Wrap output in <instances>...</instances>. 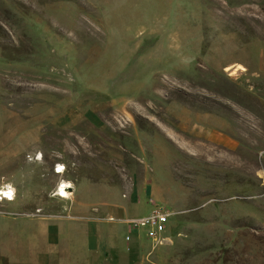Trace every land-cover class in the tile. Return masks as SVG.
Returning a JSON list of instances; mask_svg holds the SVG:
<instances>
[{
  "label": "rangeland",
  "instance_id": "1",
  "mask_svg": "<svg viewBox=\"0 0 264 264\" xmlns=\"http://www.w3.org/2000/svg\"><path fill=\"white\" fill-rule=\"evenodd\" d=\"M8 186L0 264H264V0H0Z\"/></svg>",
  "mask_w": 264,
  "mask_h": 264
},
{
  "label": "built area",
  "instance_id": "2",
  "mask_svg": "<svg viewBox=\"0 0 264 264\" xmlns=\"http://www.w3.org/2000/svg\"><path fill=\"white\" fill-rule=\"evenodd\" d=\"M56 166L54 170L57 169ZM55 173H58V172H55ZM12 195H13V192H12ZM2 198L6 199L3 196V194L0 195V199ZM170 215L171 213L164 210L162 207L154 206L145 216L138 217V218L121 219V220L129 226L131 225L132 229L143 228L145 236L148 239L154 240V241H160V239L162 238L161 235L165 231L166 223ZM126 239H128L127 236H126Z\"/></svg>",
  "mask_w": 264,
  "mask_h": 264
},
{
  "label": "bare ground",
  "instance_id": "3",
  "mask_svg": "<svg viewBox=\"0 0 264 264\" xmlns=\"http://www.w3.org/2000/svg\"><path fill=\"white\" fill-rule=\"evenodd\" d=\"M57 169L54 170V172H58L60 173V171L62 170V166H60L59 164H57ZM68 183L67 181H62L61 183H59L56 187V190L58 191V195H60V197H67L66 195L68 194V190H66L68 188ZM12 187L11 186H8L6 188H2L0 190V195L3 194V196L6 198V199H11L12 197ZM55 194V193H54ZM56 194V195H57Z\"/></svg>",
  "mask_w": 264,
  "mask_h": 264
}]
</instances>
